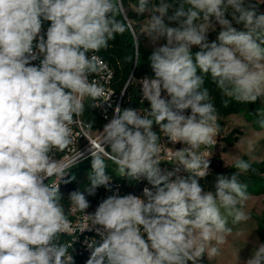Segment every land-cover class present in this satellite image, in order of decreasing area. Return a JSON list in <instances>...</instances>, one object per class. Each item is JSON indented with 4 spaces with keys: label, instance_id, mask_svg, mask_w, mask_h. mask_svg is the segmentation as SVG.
<instances>
[{
    "label": "clouds",
    "instance_id": "obj_1",
    "mask_svg": "<svg viewBox=\"0 0 264 264\" xmlns=\"http://www.w3.org/2000/svg\"><path fill=\"white\" fill-rule=\"evenodd\" d=\"M135 11L147 15L141 32L153 46L154 76L139 80L150 108L142 114L116 105L98 139L89 136L88 147L76 151L73 126L81 124L85 99L92 108L113 107L104 75L111 69L96 53L126 32L123 0H0V264H75L72 243L59 237L77 230L99 237L83 242L85 264H203L221 255L234 232L229 219H251L248 186L238 178L252 168L251 141L250 160L236 159L230 177L218 174L215 191L200 183L210 172L202 149L220 133L204 85L210 76L224 96L264 103V11L255 0H137ZM256 115L264 129V108ZM162 137L173 146L171 168L161 166ZM64 152L69 162L56 158ZM89 158V185L68 194L66 212L61 183L72 182L69 169ZM105 158L151 187L142 196L112 191ZM100 187L112 194L89 212L88 197ZM77 211L83 217L73 226L69 213ZM253 243L246 260L236 251L237 264H264V243Z\"/></svg>",
    "mask_w": 264,
    "mask_h": 264
},
{
    "label": "trees",
    "instance_id": "obj_2",
    "mask_svg": "<svg viewBox=\"0 0 264 264\" xmlns=\"http://www.w3.org/2000/svg\"><path fill=\"white\" fill-rule=\"evenodd\" d=\"M124 9L127 14L128 28L123 35H117L114 41L109 42V47L107 50H101L98 54L111 68L113 69L114 74V88L116 91H120L123 89V96L121 101V106L123 108H150L149 102H142L139 100V93L137 91V87L132 80H128L131 75L132 79H138L143 76H148L152 78L154 73L150 64V55L152 53L151 50H146L143 48L142 44L146 40L145 36L141 32V26L138 21L145 18L144 16L138 15L137 12L132 11L130 9V4L136 5L137 0H123ZM153 3H156L157 0H152ZM255 2L262 8V4L255 0ZM178 6V5H177ZM187 8L188 5H185ZM147 17V15H146ZM121 19L122 17H117ZM49 22L44 23V28L48 27ZM175 26V25H172ZM238 28H242V25H234ZM216 32H212L209 34L210 40L216 39ZM137 41L139 44V56L136 55V47ZM197 49H193L195 52ZM131 56V60H126V57ZM209 89L210 95L212 97V102L215 104L218 115H219V124H220V133L219 140H222L226 143V145H232L236 140L235 130H232L227 135L222 134V130L225 124V118L229 115L236 114L247 106L249 108H253L260 100H257L255 103L244 104L237 102L233 99H230L222 94V92L216 87L215 83L212 81L210 76L205 77V85ZM225 101H228L225 104ZM85 111L82 117L88 121L89 123L97 122L96 115L91 107L92 101L91 99L86 98L85 101ZM154 129L158 132L159 129ZM220 150L219 148H215L214 154L212 157V162L210 163L212 167L211 173L203 180L200 181L201 185L205 188V190L215 191L214 184L215 179L218 174H224L226 176H231L232 174L238 172V170L234 167V164L231 165H223L222 160L220 158ZM246 160V158H243ZM247 161V160H246ZM252 168L245 173H240L238 178L244 177L248 180H256L258 175H264V160L261 162H251ZM91 174V161L90 159L85 160L81 163L73 166L69 171V176H74L75 179L67 184H61L60 191L64 195V199L61 201L62 204L66 205L70 201L68 200V194L71 191L79 190L84 191L89 185V175ZM102 190V187L97 189V193L94 197H88L91 206L94 201V198L97 197ZM257 237L260 243H264V226L263 220H259L256 229ZM203 264H207V261L203 260Z\"/></svg>",
    "mask_w": 264,
    "mask_h": 264
},
{
    "label": "rangeland",
    "instance_id": "obj_3",
    "mask_svg": "<svg viewBox=\"0 0 264 264\" xmlns=\"http://www.w3.org/2000/svg\"><path fill=\"white\" fill-rule=\"evenodd\" d=\"M256 1L262 4L261 11H264V0ZM135 6L130 4V9L135 11ZM138 22L141 28L145 26L147 23L146 15L145 18ZM142 46L146 50L153 51V46L147 38ZM260 108H264V103L261 101L252 109L245 106L242 111L225 118L222 134L225 136L235 130L236 140L232 145H226L222 140L219 141L218 148L221 151L220 158L223 165H231L239 158L250 160L247 154L249 141L255 147V151L251 154L253 159L250 162H261L264 160V129H261L257 123L258 117L256 115L257 109ZM105 163L108 167L116 168L110 161L105 160ZM239 180L248 186L249 198L244 202V210L251 214V219L237 225H232L231 219H229V226L234 228V232L227 237V242L220 246L221 255L209 260V264H237L235 255L237 250H240L239 256L241 260L249 258L255 244H248V239L256 240L258 238L256 229L259 220H263L264 226V175H258L256 180H248L244 177H240ZM236 231H241L242 234L237 236Z\"/></svg>",
    "mask_w": 264,
    "mask_h": 264
},
{
    "label": "built area",
    "instance_id": "obj_4",
    "mask_svg": "<svg viewBox=\"0 0 264 264\" xmlns=\"http://www.w3.org/2000/svg\"><path fill=\"white\" fill-rule=\"evenodd\" d=\"M91 54L92 53H89V55H91ZM33 63L39 64V60L34 61ZM109 68L111 69V75L109 76L107 73L104 74L107 77V83L105 84V88H106V93L107 94H112L110 103L113 105V107L109 108L107 106V104H105L103 107L92 108L94 113H95V115H96L97 122L95 121V122L91 123L92 124V128L90 130L88 129V124H90V123L88 121H86L82 116L80 117L81 124L77 125V126H73L74 147H75L76 151L84 150L85 148L88 147V145H89V136L93 140H97L98 139L99 131H102L103 130V125L105 123H107V120L105 119V115H107L110 118L113 115V109H114V107L116 105H119L122 108L121 101H122V96H123V89L120 90V91H116L115 90V88H114L113 69L111 68V66H109ZM144 77H148V76H143V77H140L138 79H132V77L130 75L129 79H128V80H132L134 82V84L136 85L137 91L139 93V100L140 101H142V91H141L142 85L139 83V80L144 78ZM89 78L90 79H92V78L100 79V77H93V76H90ZM101 82L103 83L104 81L102 80ZM104 99H107V95H106V97ZM104 99L96 101L95 103L103 105L104 104ZM144 102H148V101L145 100ZM92 103H93V101H92ZM136 109H141V113L144 114V109H145L144 107L143 108L139 107V108H136ZM85 132H88L89 135L88 136L84 135ZM219 141L220 140H219V135H218L216 137V144L214 146H211V147H209L207 149H202V151L205 154V159H209L210 163L212 162V157H213L215 148H218ZM161 142L163 144V148H162V157H163L162 163L163 164L161 166L162 167L171 168L172 167L171 157L168 154L167 150L171 149V147H173V146L171 144L168 145L163 140V137H162V141ZM180 147H182V145H180V144L175 145V148H177V149H179ZM69 155H70V153H68V152L57 153L56 154V158L57 159H65L66 162H69V160H68ZM85 160H88V159H85ZM105 160L110 161L112 163V161L108 160L107 158H105ZM75 165H73V166H75ZM70 169H69V171H70ZM211 171H212V167L210 165L209 174L211 173ZM107 172H108L109 176L112 179V182H111L112 191H115V190L118 189L121 195H126V194L131 193V194L141 195L142 196L143 188L145 186L151 187L150 185L147 184L146 180L134 181V180H131L130 178L124 176L123 174H121L118 171L117 167L116 168L107 167ZM181 174L185 175V176L188 175V173H181ZM65 179H67V178H65ZM54 181H55V177L50 178L46 182L51 184ZM112 191H109V190L105 189L104 187H102V190H101L100 194L97 197L94 198L92 206L88 209V211L89 212H94L95 208L98 206V204L104 198H106L107 196L111 195ZM64 206H65L66 212H68V209L70 208V202L67 203ZM82 217H83V213H80L78 211L74 212V213H69V219L73 222V226H75L78 223H80L81 220H82ZM93 239H96V240L99 239V237L96 235V233L94 231H85L83 234H81L80 231L77 230L74 233L62 234L59 237V242L60 243H72L73 247L69 248V254L74 256L75 264H85L86 260L88 259L89 255H90V252L85 247L83 242L85 240H93Z\"/></svg>",
    "mask_w": 264,
    "mask_h": 264
},
{
    "label": "crops",
    "instance_id": "obj_5",
    "mask_svg": "<svg viewBox=\"0 0 264 264\" xmlns=\"http://www.w3.org/2000/svg\"><path fill=\"white\" fill-rule=\"evenodd\" d=\"M205 260L207 261V264H209V260H207V257H205Z\"/></svg>",
    "mask_w": 264,
    "mask_h": 264
},
{
    "label": "water",
    "instance_id": "obj_6",
    "mask_svg": "<svg viewBox=\"0 0 264 264\" xmlns=\"http://www.w3.org/2000/svg\"><path fill=\"white\" fill-rule=\"evenodd\" d=\"M136 47V46H135Z\"/></svg>",
    "mask_w": 264,
    "mask_h": 264
}]
</instances>
